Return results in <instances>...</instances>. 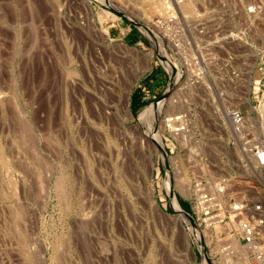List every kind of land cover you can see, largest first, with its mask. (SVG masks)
I'll use <instances>...</instances> for the list:
<instances>
[{
	"label": "rangeland",
	"instance_id": "obj_1",
	"mask_svg": "<svg viewBox=\"0 0 264 264\" xmlns=\"http://www.w3.org/2000/svg\"><path fill=\"white\" fill-rule=\"evenodd\" d=\"M170 5L186 20L183 54L213 38L214 68L187 72L196 64L148 29ZM160 64L170 82L153 87ZM229 106L264 144V0H0V264H264L187 202L206 161L264 185L236 168ZM180 111L192 122L177 145L161 122Z\"/></svg>",
	"mask_w": 264,
	"mask_h": 264
},
{
	"label": "built area",
	"instance_id": "obj_2",
	"mask_svg": "<svg viewBox=\"0 0 264 264\" xmlns=\"http://www.w3.org/2000/svg\"><path fill=\"white\" fill-rule=\"evenodd\" d=\"M185 21L186 20L183 22L178 17L176 8L171 7L167 14H160L154 17V20L148 25V29L154 31L158 35L157 37L161 40L164 46L166 45L170 50H173L172 53L175 57H178L181 60L183 59V61L186 62L185 64H187L188 61L189 64H196L195 66H191L190 70L187 68V72H205L206 67L214 68L217 58L215 56L207 55L208 53L210 54V51L208 50V47H206V44L212 42L213 38L210 39L209 37L213 36L214 33L229 30L216 28L212 31V34L208 36V41H202L201 39L199 48L197 47L195 50V53L198 54V58H195L194 53L191 50H188L186 51V54H183L185 46H188L186 37L187 25L185 24ZM204 26L199 30L200 34L205 33L207 26ZM219 46L224 45L217 43L213 44L211 48L214 50V48H218ZM203 47H205L203 51L204 53L201 54L199 49ZM208 62L210 63L208 64ZM160 67L163 72H166L168 78V82L166 81V83H169L170 76L167 74L169 71L165 69L163 64H160ZM195 76H193L194 79ZM223 79H225L226 82H230L225 76ZM156 91H158V89H156ZM156 91H147L145 97H142V102L146 97H150L149 95H152V93L154 94ZM167 91L168 87L164 89L163 95L165 92L167 93ZM230 106L227 113H225V123L226 121L228 122L227 130L229 134L227 133V137L230 135L229 138L233 141V149L236 152L237 157L240 156L236 168L242 172L243 176H255L259 179L264 176V144L262 143V136L260 138L256 137L252 132L250 125L247 124L242 112L234 107L230 108ZM188 120L192 122L191 119L188 118V113L183 111H180L178 114L167 115L162 119L163 133L167 136L169 142L177 144L173 140L174 136L189 134V128L191 126ZM196 132L197 131H195V133ZM195 133L190 142L195 138ZM221 139L222 137L220 140ZM189 145L191 146L190 143ZM182 150H184L185 153L187 151L186 148ZM165 155L167 156L166 150ZM219 159L222 160L221 163L225 162V157ZM199 163H202V161ZM202 164H205L208 167L210 175L198 170L200 174L190 181L192 194L188 197L187 202L190 205L191 215L195 217L199 226L204 229H211L212 231L215 226H218V228H224L230 236L231 241L237 240L239 246H244L252 251L250 254L258 261L264 263V185L260 181H256L255 186H251L246 182L241 183V180L237 182L234 180L236 178L232 177L229 173L216 175L218 174L216 172L221 171L222 169L208 161H206V163L203 162ZM189 168L192 169L193 166H189ZM191 171L194 173L195 169H192ZM241 187L244 189H240ZM246 190L253 195L249 196L246 194ZM167 191L168 190L166 189V196L169 197L171 202V197L168 195L169 191L168 193ZM178 204L179 206L181 205L179 201ZM182 211L187 217L192 219L190 213L183 209ZM231 245L232 242L220 249L232 252V249H230L232 247ZM230 255L234 256V253ZM241 256L242 255L239 253L238 258L240 260Z\"/></svg>",
	"mask_w": 264,
	"mask_h": 264
},
{
	"label": "bare ground",
	"instance_id": "obj_3",
	"mask_svg": "<svg viewBox=\"0 0 264 264\" xmlns=\"http://www.w3.org/2000/svg\"><path fill=\"white\" fill-rule=\"evenodd\" d=\"M182 4L180 5V7L182 8V9H184L183 7H182V5H183V1L181 2ZM186 7V6H185ZM187 7L189 8V5H187ZM188 8H186V9H188ZM165 9V8H164ZM192 9V8H191ZM190 8L188 9L189 11H192ZM152 11L151 9L149 10V9H146V11ZM162 10H163V8H162ZM185 12H186V10H184ZM163 12V11H162ZM248 24V23H247ZM139 26V25H138ZM139 28L142 30V31H145L146 32V28H144V27H141V26H139ZM152 32V31H151ZM155 36V35H154ZM149 37V36H148ZM229 37V36H228ZM150 38V37H149ZM156 41V40H155ZM158 44V43H157ZM156 47H158V46H156ZM169 62H170V60H169ZM172 62V61H171ZM173 63V62H172ZM171 63V64H172ZM169 70L173 73V75L175 76V74H176V71H175V67L172 65V67H171V65H169ZM171 73V74H172ZM174 76H173V78H174ZM175 79V78H174ZM177 79V78H176ZM172 82H174V81H172ZM174 84V83H173ZM161 105H163V102H162V104H161V102H159V103H157V104H155V105H153V107L150 109V111L151 112H149L147 115H146V117H144V119H143V121L144 122H146L147 121V123L148 122H153V116L155 115V114H157L161 109H162V106ZM161 113V112H160ZM16 114V113H15ZM15 118V117H14ZM162 123V122H161ZM155 127V126H154ZM22 128V127H21ZM32 129V128H31ZM30 129V130H31ZM154 130V129H153ZM154 132V131H153ZM26 133V132H25ZM152 134V133H151ZM182 135H185V134H181V135H177L178 137H180V136H182ZM155 137V136H154ZM178 137H176V136H174V138H178ZM25 138V137H24ZM158 138V135H157V137H156V139ZM182 139V138H181ZM45 140V139H44ZM27 141H29V140H27ZM46 141V140H45ZM157 141L159 142V140L157 139ZM161 142V141H160ZM30 149V148H29ZM35 161V160H34ZM36 168V167H35ZM49 170V169H48ZM15 175V174H14ZM52 175V174H51ZM61 178V177H60ZM180 178V177H179ZM189 180V179H188ZM179 182V181H178ZM186 184H188L187 183V181H186V178L185 179H183V180H180V182H179V184H178V187L177 188H179L180 190H181V192H184V193H189V191H188V188H187V186H186ZM177 185V184H176ZM169 186V185H168ZM91 189V188H90ZM57 190V189H56ZM62 191V190H61ZM63 192V191H62ZM60 193V192H59ZM68 193V192H67ZM58 194V193H57ZM64 196V195H63ZM63 198V197H62ZM63 200H65V197H64V199ZM174 203L176 204V206H177V208H179L178 207V205H177V202H175L174 201ZM64 204H65V202H64ZM21 205V204H20ZM20 209V208H19ZM67 209V208H66ZM23 213V212H22ZM180 213L181 214H183V212L182 211H180ZM26 217V216H25ZM24 219V218H23ZM19 223H20V221H19ZM84 223V222H83ZM23 225V224H22ZM13 229V228H12ZM26 231V230H25ZM13 232V231H12ZM29 240V239H28ZM11 250V249H10ZM229 252V251H228ZM31 253H33V252H31ZM58 257V256H57ZM40 258V257H39ZM38 259V258H37ZM260 262V261H259ZM261 263V262H260Z\"/></svg>",
	"mask_w": 264,
	"mask_h": 264
},
{
	"label": "crops",
	"instance_id": "obj_4",
	"mask_svg": "<svg viewBox=\"0 0 264 264\" xmlns=\"http://www.w3.org/2000/svg\"><path fill=\"white\" fill-rule=\"evenodd\" d=\"M160 70L161 69H159V70H155V71H153V72H156V71H159L160 72ZM161 72H163L162 70H161ZM160 72V73H161ZM168 80V78H167V76L165 75V76H162L161 75V77H156V78H154V80L152 81L153 82V86H155V84L156 85H158V87L161 85V83L162 82H166ZM137 107H136V109H139L140 108V106H141V104H142V98H138L137 99Z\"/></svg>",
	"mask_w": 264,
	"mask_h": 264
},
{
	"label": "trees",
	"instance_id": "obj_5",
	"mask_svg": "<svg viewBox=\"0 0 264 264\" xmlns=\"http://www.w3.org/2000/svg\"><path fill=\"white\" fill-rule=\"evenodd\" d=\"M133 96H134V94H133Z\"/></svg>",
	"mask_w": 264,
	"mask_h": 264
}]
</instances>
